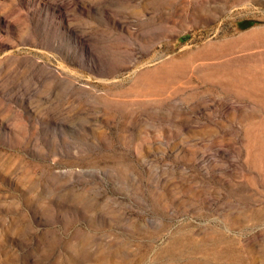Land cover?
Here are the masks:
<instances>
[{
    "label": "rangeland",
    "instance_id": "374dc122",
    "mask_svg": "<svg viewBox=\"0 0 264 264\" xmlns=\"http://www.w3.org/2000/svg\"><path fill=\"white\" fill-rule=\"evenodd\" d=\"M0 264H264V0H0Z\"/></svg>",
    "mask_w": 264,
    "mask_h": 264
},
{
    "label": "trees",
    "instance_id": "16d2710c",
    "mask_svg": "<svg viewBox=\"0 0 264 264\" xmlns=\"http://www.w3.org/2000/svg\"><path fill=\"white\" fill-rule=\"evenodd\" d=\"M253 23H254L253 21H248V22H245V23H240V24H239V27H240L241 29H244V28L249 27V26L252 25Z\"/></svg>",
    "mask_w": 264,
    "mask_h": 264
}]
</instances>
